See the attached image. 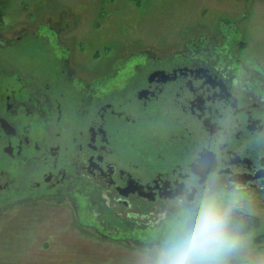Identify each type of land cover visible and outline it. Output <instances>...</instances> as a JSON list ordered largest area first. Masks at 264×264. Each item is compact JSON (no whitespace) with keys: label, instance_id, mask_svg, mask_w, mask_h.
<instances>
[{"label":"flooded vegetation","instance_id":"af4514ba","mask_svg":"<svg viewBox=\"0 0 264 264\" xmlns=\"http://www.w3.org/2000/svg\"><path fill=\"white\" fill-rule=\"evenodd\" d=\"M2 32L0 214L73 205L104 228L150 232L206 181L232 211L264 204V79L235 58L149 53L103 91L110 79L73 72L38 31Z\"/></svg>","mask_w":264,"mask_h":264},{"label":"rangeland","instance_id":"374dc122","mask_svg":"<svg viewBox=\"0 0 264 264\" xmlns=\"http://www.w3.org/2000/svg\"><path fill=\"white\" fill-rule=\"evenodd\" d=\"M25 30L49 38L60 55L66 50L71 70L80 74L75 66L83 64L90 83L110 79L102 82L103 91L149 53L186 49L235 58L238 72L264 79V0H0L2 34ZM32 58L33 66L45 63L40 53ZM248 201L233 204L258 216L259 224L239 230L242 243L228 264H264V204ZM71 207L48 208V215L18 207L1 213L0 264H148L146 254L159 245L167 225L116 231Z\"/></svg>","mask_w":264,"mask_h":264},{"label":"clouds","instance_id":"9594fccd","mask_svg":"<svg viewBox=\"0 0 264 264\" xmlns=\"http://www.w3.org/2000/svg\"><path fill=\"white\" fill-rule=\"evenodd\" d=\"M241 243L231 205L206 181L178 204L159 245L146 255L148 264H228Z\"/></svg>","mask_w":264,"mask_h":264},{"label":"trees","instance_id":"16d2710c","mask_svg":"<svg viewBox=\"0 0 264 264\" xmlns=\"http://www.w3.org/2000/svg\"><path fill=\"white\" fill-rule=\"evenodd\" d=\"M232 217L238 232H240L239 230L249 231L252 227L259 224V217L251 213L232 211Z\"/></svg>","mask_w":264,"mask_h":264}]
</instances>
